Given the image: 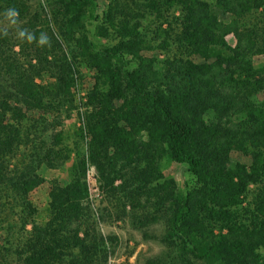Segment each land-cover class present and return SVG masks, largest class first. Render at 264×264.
<instances>
[{
  "label": "trees",
  "instance_id": "1",
  "mask_svg": "<svg viewBox=\"0 0 264 264\" xmlns=\"http://www.w3.org/2000/svg\"><path fill=\"white\" fill-rule=\"evenodd\" d=\"M9 8L19 13L15 25L5 18ZM161 8L177 9L169 18L185 56L157 64L142 51L145 37L154 41L161 30L157 46L165 45ZM97 10V0H0V264H99L115 239L79 234L89 217L80 205L86 157L76 142L64 145L59 130L45 133L44 115L52 120L59 104L72 105L80 63L95 77L84 126L97 179L107 184L106 150L124 140L184 163L183 192L170 188L162 202L170 218L160 240L187 248L195 261L264 264V99L256 98L264 63H252L264 55V0H106ZM143 10L156 13L155 28ZM229 32L234 45L224 39ZM109 36L114 41L95 42ZM41 72L52 79L36 81ZM231 150L248 162L231 159ZM70 151L68 180H53L39 208L29 198L43 181L39 167L62 165ZM250 184L259 188L246 200Z\"/></svg>",
  "mask_w": 264,
  "mask_h": 264
},
{
  "label": "rangeland",
  "instance_id": "2",
  "mask_svg": "<svg viewBox=\"0 0 264 264\" xmlns=\"http://www.w3.org/2000/svg\"><path fill=\"white\" fill-rule=\"evenodd\" d=\"M97 2V11H99L105 6L106 0H97ZM143 11L151 13L150 16H144L150 24L153 19V25H150L152 29L159 25L163 30L166 29L169 32L164 35V47L157 46L164 34L162 30L157 33L159 35L154 41L149 40L148 36L145 37L144 43L147 45L145 44L146 49L142 53L152 56L157 64L164 57L177 54L185 56V50L176 44L174 34L177 30L175 26L173 29L172 19L169 18L172 13L177 12V9L170 8L168 13H165L161 8L160 15H163L165 19H161L163 17L160 16L161 22L156 26V19H158L155 16L156 13L149 10ZM139 14L141 13L139 12ZM135 20H140L142 23L144 19H141L138 15ZM168 23L170 25H167ZM142 24L141 26H143ZM89 28L92 32L93 21ZM108 31L115 33L110 29ZM224 39L230 45L235 43V38L230 32L224 35ZM112 41H114L113 36H109L108 39H95V42L99 45ZM17 48V45L13 47V49ZM190 56L194 59L197 58L194 55ZM252 63L256 67L263 64L264 55H254ZM51 79L43 72L35 77L38 82L50 81ZM73 80L71 87L72 105H67V101H63L56 107L58 110L54 112L52 120L53 114L51 112L44 115L51 121L45 133H49L51 129L54 131L59 130L63 144L71 146L73 142H76L81 152H83L84 158L86 157L84 160V175L87 195L81 200L80 205L85 215L87 212L89 217L80 225L79 234L81 235L82 229L85 228L87 229V238L91 237L92 231L95 234L115 237L111 243L106 242L104 255L102 254L103 258L102 255L98 258L101 259L99 264H208L193 260L188 255L187 248L166 244L160 240V237L167 231L170 218L169 210L166 208L167 202H162L166 196V191L170 188H173L177 193L183 192L184 184L188 181L186 165L171 161L165 155L155 154L150 150L147 151V149L143 150L139 148L137 143L134 144L132 141L128 145L124 140L125 145L122 147L115 144V147L110 145L107 150L105 149L111 168L106 173L107 177L110 178L109 181L107 184H102L97 179V171L93 163L87 159L86 155L90 135L86 132L84 126V114L89 110V106L85 102L87 101L86 93L95 82L94 71L84 63H80L77 66V71L73 74ZM256 98L264 99V90L258 92ZM115 102L118 103L119 100ZM67 106H69L68 110L65 109ZM27 114L36 116L37 112L29 111ZM79 127L82 130L81 136L79 135ZM100 153L105 152L101 151ZM100 153L97 152L96 156L108 161V158H102ZM73 156L72 151H70L69 159H66L62 165L55 167L41 165L39 167L38 172L43 177V181L29 192V198L39 208L44 205L48 187L53 180H56L59 184H64L68 180V167L73 162ZM229 156L231 159L243 162L249 160L247 155L237 150H231ZM257 188H259V185H249L246 200L250 197L251 191L257 192ZM245 201L242 202L243 205H245ZM258 252L264 259V249L259 248ZM100 253L97 252L98 256Z\"/></svg>",
  "mask_w": 264,
  "mask_h": 264
},
{
  "label": "clouds",
  "instance_id": "3",
  "mask_svg": "<svg viewBox=\"0 0 264 264\" xmlns=\"http://www.w3.org/2000/svg\"><path fill=\"white\" fill-rule=\"evenodd\" d=\"M4 15H5V18H6L8 21H10V23H11L12 25H15V24L17 23V17H18V15H19V13H18V11H17L16 9H14V8H9V9L6 10V12H5ZM26 31H27V30H20V31L18 32V35H19V36H24ZM29 39H31V37H29ZM41 44H42V43H41Z\"/></svg>",
  "mask_w": 264,
  "mask_h": 264
}]
</instances>
